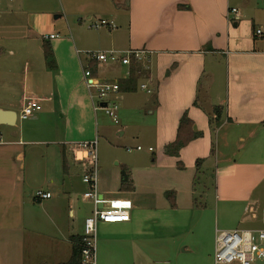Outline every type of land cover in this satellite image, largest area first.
Returning a JSON list of instances; mask_svg holds the SVG:
<instances>
[{"label": "crops", "instance_id": "1", "mask_svg": "<svg viewBox=\"0 0 264 264\" xmlns=\"http://www.w3.org/2000/svg\"><path fill=\"white\" fill-rule=\"evenodd\" d=\"M34 2L0 0V111L15 112L13 119L6 113L0 120V264L66 263L92 213L83 198L86 166L77 143L97 137L103 110L94 108L84 67L101 80L119 81L111 99L122 107L132 93L130 66L89 60L85 52L92 50L148 51L134 77L152 93L153 123L143 130L154 136L149 154L118 161L117 168L99 167V195L128 199L131 208L129 221L99 224L98 259L203 264L199 237L209 212L214 244L216 229H264V219L263 227L242 225L248 214L251 223L264 216V0H59L57 9L48 0ZM230 8L237 13L229 14ZM102 19L116 27H90ZM9 60L24 61L22 72H4ZM26 96L44 99L21 119ZM184 112L193 124L182 135H200L178 156L167 154ZM85 115L88 121L81 120ZM122 118L118 133L124 135L134 123L126 114ZM50 144L58 145L55 171L47 154L26 158L28 146ZM38 190L52 197L37 200ZM81 202L90 205L83 217ZM65 215L80 217L70 227Z\"/></svg>", "mask_w": 264, "mask_h": 264}, {"label": "built area", "instance_id": "2", "mask_svg": "<svg viewBox=\"0 0 264 264\" xmlns=\"http://www.w3.org/2000/svg\"><path fill=\"white\" fill-rule=\"evenodd\" d=\"M237 13L236 8H230L229 14ZM231 18V16H230ZM234 18V17H233ZM232 18V19H233ZM231 20V19H230ZM90 27L114 29L113 21L102 19L90 24ZM257 35L262 31L258 29ZM58 34H51L50 38L58 37ZM148 51L146 49H129L126 51L117 50H92L85 52L89 60L97 61L100 64L121 63L130 66L132 61L143 63L146 61ZM84 81L90 90L94 108L103 110L115 124H118L119 105L112 95L119 93L120 83L117 80H101L96 77L89 67H84ZM142 89H147L145 84ZM150 92V90H148ZM44 98L26 96L21 110L20 118L27 119L35 111L41 108ZM105 103L103 106L102 104ZM77 147L83 151V164L86 169L82 180L87 185L83 198L92 203V213L87 216L83 223L82 238V264H95L97 254V232L101 222L118 223L130 220L131 203L128 199L105 200L98 192V141L97 137L91 141L77 143ZM141 150V146H137ZM150 151L153 148H149ZM131 151V148H128ZM52 197L49 191L38 190L35 193L37 200ZM257 261L264 262V229H231L215 231L214 264H255Z\"/></svg>", "mask_w": 264, "mask_h": 264}, {"label": "rangeland", "instance_id": "3", "mask_svg": "<svg viewBox=\"0 0 264 264\" xmlns=\"http://www.w3.org/2000/svg\"><path fill=\"white\" fill-rule=\"evenodd\" d=\"M31 1L34 2L35 0H31ZM48 2H51L49 4L51 7L54 6L56 9L58 8L59 0H48ZM34 3H37V2H34ZM27 4L30 5V3H27ZM31 4L39 5V6L41 5L40 3L39 4L31 3ZM3 24H4L3 26H5L3 28H6L8 25L7 20L5 21L3 20ZM21 31H22V27H21ZM3 32H5V30H3ZM9 62L12 64V66L4 69L3 70L4 72H9V73H11V71H13L14 73L22 72L24 61L20 62L16 60H9ZM112 75L114 74H108L106 76H112ZM109 79L114 80L111 77H109ZM141 81H143L141 77L135 80L134 84L132 85V91H131L132 93L129 94V96H127L126 99L124 100L125 106L122 107L123 104L116 100V103L119 105V110L117 112L119 121L123 119L122 118V113H123V115L126 114L127 116H129V119H131L132 123H134V126H131L130 129H128L124 135H121L118 133V129L121 127L122 122L120 124H115L113 120L108 115H106L104 111L99 110V112L97 113L96 121L98 125V132H97L98 162H99L100 168L103 167L102 166L103 164L107 165V167L117 168L116 162L118 161L123 162V160L134 159L137 157V153L149 154L146 151L147 149L146 147H148L149 142H153L154 136L150 134L149 128L148 129L145 128L143 130V126L150 125L153 123L152 119L149 118L150 117L149 110L151 109L149 101H151L150 98L152 96V93H148L147 90L141 89V86H140ZM144 81L146 80L144 79ZM149 89H152V87L149 86ZM122 108H124L125 110L123 111ZM144 119L146 121H144ZM81 120L88 121L87 115H85L84 118L82 117ZM137 145H141L142 147H144V149L141 152L135 150ZM127 148H131L132 151L128 152ZM57 150H58V145H55V144L28 146L26 158L30 160V159H34L35 156H38L41 159L44 155L47 154L46 157H47V160L50 162V165H51L50 168H52V170L54 169L55 171V166H56L55 161L58 160ZM52 153H54L55 156L52 155ZM84 189H85L84 187H82L81 189L78 188V191L81 190V193H83ZM213 201H214V196L212 194L211 202L213 203ZM81 203L83 205H81L82 210L80 212V215L83 217V215L87 214V210L90 205L88 203H83V202ZM209 213H210L208 216L209 225L207 227V230H204V232H202L199 237V240L203 248V250L199 252V256L202 259L203 264H213V255H214L213 254V247H214V243H213L214 237L213 236H214L215 222L213 220L212 212H209ZM80 215H77L75 219L65 215L63 216V220L69 223L71 227L75 221H78ZM245 218L246 219L244 220L242 224L243 227H247V228L263 227V225L261 224L262 223L261 219H264V216H262V213H261V217L258 216L257 221L255 223H251L250 214L245 216ZM43 221L45 222L46 219ZM209 226H211V228ZM150 261H151L150 262L151 264H159V263H155L154 258H151ZM95 264H107V263L103 260V258L98 259V254H96ZM122 264H132V263L129 258H126ZM256 264H264V262L263 263L256 262Z\"/></svg>", "mask_w": 264, "mask_h": 264}, {"label": "trees", "instance_id": "4", "mask_svg": "<svg viewBox=\"0 0 264 264\" xmlns=\"http://www.w3.org/2000/svg\"><path fill=\"white\" fill-rule=\"evenodd\" d=\"M179 8H184L185 6H178ZM45 56L48 59V61L50 62V59L53 57V52L51 49V46L47 43L45 46ZM138 63L135 61H132V64L130 65V75H129V79H128V83H130L131 85L134 84L136 78L134 77L135 73L139 70L138 69ZM91 67H95V64H91ZM195 104H197V100L194 102ZM219 109V107H216L215 110ZM215 114L217 115V119L216 122L217 124H219L220 122V114L218 112H215ZM192 121L191 119L188 117L187 112H184V114L181 117L180 120V127H179V132H178V136L177 139L171 143L168 144L165 147V151L167 154L170 155H174V156H178L179 155V150L185 146L191 139H193L194 137H197L200 135V133H188V137H184L182 135L183 130H190V128L192 127ZM191 132V131H190ZM199 162V160L197 161ZM182 164H180L181 166ZM122 181L125 185H127L128 181H129V176L126 173V169L122 170ZM169 194V193H168ZM82 238L81 236H77L74 238L73 241V246H72V254L70 259L64 263V264H82Z\"/></svg>", "mask_w": 264, "mask_h": 264}, {"label": "water", "instance_id": "5", "mask_svg": "<svg viewBox=\"0 0 264 264\" xmlns=\"http://www.w3.org/2000/svg\"><path fill=\"white\" fill-rule=\"evenodd\" d=\"M102 105L104 106L105 103H103ZM6 113H7V114L9 113V115L11 116L12 119H13L14 116H15V112H12V111H7V112H6V111H2V110H1V111H0V120H1V121H3V119H4L3 116H4V114H6Z\"/></svg>", "mask_w": 264, "mask_h": 264}]
</instances>
